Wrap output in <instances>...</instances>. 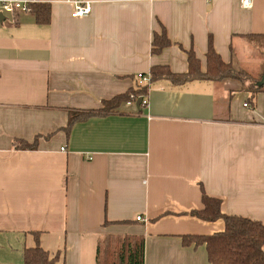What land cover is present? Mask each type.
I'll return each instance as SVG.
<instances>
[{
  "label": "crops",
  "instance_id": "1",
  "mask_svg": "<svg viewBox=\"0 0 264 264\" xmlns=\"http://www.w3.org/2000/svg\"><path fill=\"white\" fill-rule=\"evenodd\" d=\"M67 1L51 0L49 24L0 21V264L36 238L55 264H95L108 236L142 237L144 264H210L205 245L182 241L225 229L191 215L203 193L264 225V92L251 101L235 80L150 78L146 108L125 101L67 131L68 116L98 113L153 67L186 73L189 51L205 72L209 38L235 70L259 66L264 0H90L79 19ZM163 30L171 44L153 55Z\"/></svg>",
  "mask_w": 264,
  "mask_h": 264
},
{
  "label": "trees",
  "instance_id": "2",
  "mask_svg": "<svg viewBox=\"0 0 264 264\" xmlns=\"http://www.w3.org/2000/svg\"><path fill=\"white\" fill-rule=\"evenodd\" d=\"M39 25L49 24L50 5L35 3L30 5V12ZM264 39V36L262 37ZM171 42L165 31L161 35H154L151 44V54H159ZM206 71L201 72L199 60L193 51L187 53L188 70L183 74H174L167 67H153L150 72L151 81L167 79L179 85L193 80L223 81L235 80L244 90L250 93L251 101L257 93L264 92V61L257 76L253 77L244 70H235L232 64L224 63L214 51L209 38L207 44ZM147 88L131 89L123 95L116 96L103 102V107L95 112H69L66 130L79 120L95 115H106L116 109L122 102L129 101L130 95L139 97L146 95ZM37 141L28 144L14 141L16 150H33ZM203 209L191 215L203 221L222 219L225 229L221 233L211 236H183V244L205 245L210 264H264V225L261 222L244 217L223 215L220 212V202L202 194ZM37 236V234H35ZM56 257L51 258L38 244L33 248L22 251V264H55ZM95 264H144V241L138 236H108L98 241Z\"/></svg>",
  "mask_w": 264,
  "mask_h": 264
},
{
  "label": "built area",
  "instance_id": "3",
  "mask_svg": "<svg viewBox=\"0 0 264 264\" xmlns=\"http://www.w3.org/2000/svg\"><path fill=\"white\" fill-rule=\"evenodd\" d=\"M35 3H51V0H0V14L4 15H13L17 13H29L30 5ZM71 6V18L79 19L85 18L90 15L92 10V2L90 0H69L67 1ZM241 7L244 9L251 8L252 0H240ZM137 86L146 87L150 83V77L144 74H137ZM140 100L139 106L146 108L148 106V98L146 95L134 97L130 95L129 100L136 101ZM244 107H248L247 104H244ZM63 150V149H62ZM137 222L143 221L140 216L135 218Z\"/></svg>",
  "mask_w": 264,
  "mask_h": 264
},
{
  "label": "rangeland",
  "instance_id": "4",
  "mask_svg": "<svg viewBox=\"0 0 264 264\" xmlns=\"http://www.w3.org/2000/svg\"><path fill=\"white\" fill-rule=\"evenodd\" d=\"M257 60H259V61L257 62ZM263 61H264V50H262V49L256 50V53H254V55H253V62H251V63H254V62L260 63L259 66H257V64H256V65H253L251 67H247V69H245V71L247 73L251 74L253 77L257 76L259 71H260V68H261ZM11 264H22V261H20V260L12 261Z\"/></svg>",
  "mask_w": 264,
  "mask_h": 264
},
{
  "label": "water",
  "instance_id": "5",
  "mask_svg": "<svg viewBox=\"0 0 264 264\" xmlns=\"http://www.w3.org/2000/svg\"><path fill=\"white\" fill-rule=\"evenodd\" d=\"M3 19V16L0 14V21ZM139 102H140V100L138 99L137 100V103H138V105H139Z\"/></svg>",
  "mask_w": 264,
  "mask_h": 264
}]
</instances>
